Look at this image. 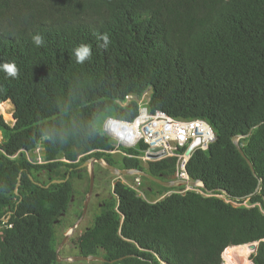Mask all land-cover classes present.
<instances>
[{
    "label": "trees",
    "instance_id": "1",
    "mask_svg": "<svg viewBox=\"0 0 264 264\" xmlns=\"http://www.w3.org/2000/svg\"><path fill=\"white\" fill-rule=\"evenodd\" d=\"M36 34L42 46L34 45ZM104 34L107 48L98 46ZM80 44L92 50L82 64L72 55ZM3 63H15L18 75L0 72V113L13 104L16 120L13 127L0 121V264H59L57 228L83 178L77 168L92 157L162 181L174 177L176 158L144 163L106 153L114 147L102 121L110 113L132 122L138 105L118 104L148 88L152 112L213 128L216 141L187 166L204 195L141 177L172 192L152 202L116 178L108 206L72 240V257L224 264L228 248L260 243L240 256L264 264V0H0ZM238 136L246 137L244 156ZM37 147L44 164L27 161L25 152ZM87 182L90 188V174ZM76 214L73 225L83 211Z\"/></svg>",
    "mask_w": 264,
    "mask_h": 264
},
{
    "label": "rangeland",
    "instance_id": "2",
    "mask_svg": "<svg viewBox=\"0 0 264 264\" xmlns=\"http://www.w3.org/2000/svg\"><path fill=\"white\" fill-rule=\"evenodd\" d=\"M13 105V104H12ZM9 106L8 109H6V113L4 114H1L0 113V121L3 120L7 125L13 127L16 123L15 121V118H14V106ZM1 107V105H0ZM10 117V118H7V117ZM108 116H111V114L109 113ZM104 121L105 119L102 121L101 125L99 126V129H100V132H104ZM3 133L1 132L0 130V143L2 142L3 140ZM42 148L41 147H37L36 149H34L33 151L31 152H27L26 153V157L28 160H30V162L32 161V159L34 160V164H42L44 163L43 159H42ZM83 165V164H81ZM105 171V170H104ZM87 174H90V170L88 169V172L84 170V174H83V178L81 180V182H79L77 184V195H76V198H77V201H78V206L81 207V205L84 203L85 199L87 198L88 194H89V184L87 182ZM96 174V173H95ZM99 175L97 174V178L95 179V186H94V191H93V196L90 200V204H89V209H88V214L84 220V223L81 225V228L76 232L75 236L76 237H79L81 235V233H84L86 231V229H90L92 226H93V223H94V218H96L97 216L100 215V213L103 211V209H100L99 207V203H102L103 201H105L107 199L108 196L111 195H114V191H111L112 190V187H114V182L116 181V178L114 175L111 174V176L109 175ZM175 176V175H174ZM40 177V176H39ZM135 176H132V177H123L122 181L123 182H127L129 183L130 185H135V189L136 191L138 192V195L142 197V194H144L146 200H149V201H152L154 202L155 200H157L159 197L162 196V194L164 195L163 197H161V199H159L158 201L166 198L167 196H170L172 194V192L170 193H166L165 191H162L159 187L157 186H154L152 183L149 184H146V182H143L141 181L142 185L140 188H138L139 184L137 182V179H140L139 177L137 178H134V179H127V178H133ZM44 178L45 176L42 175L40 177L41 180L44 181ZM178 180L176 178V176L174 178H172V182L174 180ZM134 180V181H133ZM141 180V179H140ZM182 185V184H181ZM181 185H178L176 187H182ZM151 188V191L148 192L147 190H149ZM175 188V187H174ZM143 190V191H142ZM187 190V189H186ZM147 191V192H146ZM198 192H201L200 190H197ZM144 192V193H143ZM201 194H203L201 192ZM225 199V197H223ZM86 205V203L84 204V206ZM247 206V205H246ZM264 212V211H263ZM69 225L72 226L71 224V220L69 219ZM2 228V226H0V229ZM60 229H61V226H58L57 228V232H58V238L59 239H62V236L60 235ZM246 247H248V245H244V246H239V247H231L229 249H234L235 250V253H234V256L235 258L237 257V251L238 250H245ZM227 249L225 251V253L223 254V261H224V264H227V262L225 261V255H226V252L229 250ZM250 250V249H248ZM247 251V250H246ZM234 252V251H233ZM73 255L72 254H69V255H66V256H62L61 258H65L67 257V259H74V258H78L77 255H74L73 257H71ZM252 257V255H250V258ZM236 263L238 264H242L244 262L243 259H240V258H236Z\"/></svg>",
    "mask_w": 264,
    "mask_h": 264
},
{
    "label": "built area",
    "instance_id": "3",
    "mask_svg": "<svg viewBox=\"0 0 264 264\" xmlns=\"http://www.w3.org/2000/svg\"><path fill=\"white\" fill-rule=\"evenodd\" d=\"M141 123L139 125L138 133H139V138L137 139L136 143L133 144L132 146H135L136 144H139L142 141H145L147 144L150 145L151 148H153V143H157V145L161 147H168L167 144L172 143L173 145H177L174 150L175 151H183L186 149V146L188 145L189 147L192 145H197L200 146L203 150H205L209 142L208 140L213 136L214 131L209 128L210 131L208 132H202L203 126H208L209 124L206 121L203 120H194L193 123H188L189 120H181V121H176L174 119H171L169 117H165L163 114H156L155 115V120L152 121L151 115H146L145 110L142 111V116H141ZM197 121V122H196ZM157 124H161L158 129L155 128ZM176 124H179V128L174 130V127ZM187 124H197L200 125L199 128H187ZM182 127V129H180ZM115 130L118 131V128L115 127ZM161 131V132H160ZM133 130L129 129L128 134H132ZM158 134V135H157ZM119 136L122 137L123 140H128L129 135H121L118 133ZM157 135V136H156ZM209 137L207 142L204 143V139ZM198 143V144H196ZM111 154H120V151H112L110 152ZM163 156L165 154L163 153ZM185 156L187 155H177L178 159V169L176 173V178L178 181H190V177L187 171V165L189 164L190 157L189 159H186ZM130 157V156H128ZM143 161H150L149 157H144L142 158ZM187 172V173H186ZM137 182L140 186L141 180L137 179ZM125 184H128L124 182ZM187 189V190H186ZM189 191H197L195 187L191 185H185V190L181 192L182 194L189 192ZM142 197H145L144 194H142ZM145 199V198H144Z\"/></svg>",
    "mask_w": 264,
    "mask_h": 264
},
{
    "label": "clouds",
    "instance_id": "4",
    "mask_svg": "<svg viewBox=\"0 0 264 264\" xmlns=\"http://www.w3.org/2000/svg\"><path fill=\"white\" fill-rule=\"evenodd\" d=\"M99 39L103 41V45H98V46L107 48V46L109 44L108 36L106 34L100 35ZM32 41H33L34 45H36V46H42L44 44V38L40 34L34 35L32 37ZM72 55L74 56L76 63L82 64V63H84V61L88 60L91 57V55H92L91 46L87 45V44H80V45H78L77 47H75L72 50ZM0 72L5 73L6 77L15 78L18 75V68L15 65V63H3V64H0ZM150 89H152V88H148L141 95H133V94H131V95H133V97L131 99H127L126 102H125V104H129V103L133 102V103H135L136 105L139 106L138 107L139 113H138V116L136 118L138 120H140V123H141V120H142L141 119L142 111L146 110L145 108H146V106L148 104L147 101H146V98L144 96H145V94L147 95V91L149 93ZM135 98L138 99L139 102H137ZM118 105L120 107L124 108L122 104H118ZM158 113L163 114V115H165V117H169V118L174 119L176 121H181L182 120V119L173 118V117H171L170 115L166 114L163 111H158ZM105 119L108 122V129H107V133L106 134L104 133V135L109 137L112 140L113 147H114L111 151L106 152L107 154L112 155V156H116V157L117 156H122V151L124 150L125 151V154H124L125 158H130V159L137 158V159L141 160L144 163L150 162V161H143L142 160V158H144V157H147V156L149 157L150 150H153V148H151L149 144H147L145 141H142L139 144H136L135 146H132V143L128 144L125 140L122 139L121 136L118 135V133H116L118 131L115 130L116 125L119 124L118 122L122 121V120H117L115 118H112V116H107ZM135 123L136 122H133L132 124H135ZM126 124L132 125L130 123H126ZM160 125L161 124H157L156 126L160 127ZM156 126H155V128H156ZM142 146L145 147V150L142 149ZM125 149L140 151V152H142V155L141 156H137L135 154H131V153L127 152ZM116 150L120 151V154H111L110 153V152L116 151ZM25 153H27V152H25ZM90 154H92V152ZM128 156H130V157H128ZM82 157H84V156H82ZM82 157H80V159ZM80 159H79V161H80ZM79 161H77L76 163H79ZM32 162H33V159H32ZM82 166H80V167H82ZM138 177L141 178L140 176H138ZM190 181H192V180L190 179ZM202 185H203V183L202 184L199 183V184H197V186H193V187H195L196 190H200V189L204 188V187H202ZM196 192H198V191H196ZM201 192H198V193H201Z\"/></svg>",
    "mask_w": 264,
    "mask_h": 264
},
{
    "label": "water",
    "instance_id": "5",
    "mask_svg": "<svg viewBox=\"0 0 264 264\" xmlns=\"http://www.w3.org/2000/svg\"><path fill=\"white\" fill-rule=\"evenodd\" d=\"M246 137H241V136H238L234 139V144L236 145L237 149L239 150V152L244 156L243 154V150H242V146L240 145V141L242 139H245ZM197 145H192L190 146L189 150L187 151V155L190 156L193 149L196 147ZM154 152H157V150H150V155H149V159L151 158V155L152 153ZM151 160V159H150ZM250 164V162H248ZM99 165L101 166L104 170H107V171H110L112 173V175L116 176V177H122V176H125V177H132L134 175H137V176H140V177H144V178H147L148 180L150 181H153L155 183H158L160 184L161 186L163 187H166V188H174L178 185H191V186H197V184H202L201 181H197V182H194V181H178V180H174L173 182H162L161 180L155 178V177H152L151 175L147 174L146 172L144 171H140V170H120L118 168H115V167H112L110 166L105 160L103 159H98V158H95V157H92V159L88 160L82 167L81 169H85V168H88L90 170V179H91V182H90V188H89V194L87 196V201L85 202L86 205L84 206V211H83V216L80 220V222L78 223V225L80 223H82L84 221V219L86 218L87 214H88V209H89V204H90V200L93 196V191H94V186H95V179H96V175H95V165ZM20 177L21 175L19 176L18 178V184H17V188L19 187L20 185ZM175 177V176H174ZM173 177V178H174ZM67 181H54V183H57V184H62V183H66ZM202 187H204V185H202ZM259 191V190H258ZM222 193L227 196L228 193L226 191H222ZM76 230V227L70 232V234H73ZM69 239V236L65 239V241L63 242V244L59 247V249L57 250V258H58V263L59 264H84V263H87V264H96V263H106V261L102 258H94V257H89V258H72V259H68V260H65L63 258L60 257V253L62 251V249L64 248L65 244L67 243ZM259 244L260 243H253V244H249V248L250 250L252 251V255L255 254L257 251H258V247H259Z\"/></svg>",
    "mask_w": 264,
    "mask_h": 264
},
{
    "label": "bare ground",
    "instance_id": "6",
    "mask_svg": "<svg viewBox=\"0 0 264 264\" xmlns=\"http://www.w3.org/2000/svg\"><path fill=\"white\" fill-rule=\"evenodd\" d=\"M133 97V95H129L126 99H125V101H123V102H119V104H122L123 105V107L126 105L125 104V102H126V100L127 99H131ZM145 98H146V101H147V106H146V110H145V112H146V115H151V119H152V121H154L155 120V115L158 113V111H156V112H152L151 110H150V108H149V104H150V101H151V89H150V91H149V93H148V91H147V95L145 94V96H144ZM136 99V98H135ZM136 101L137 102H139L138 101V99H136ZM139 107V106H138ZM1 109V108H0ZM130 121H119L118 123L119 124H117L116 125V127L118 128V132H116V133H120L121 135H129V139L128 140H126V142L128 143V144H130V143H133V144H135L136 143V141H137V139L140 137L139 136V133H138V129H139V124H140V120H138L137 118H135L132 122H130V124H132L133 122H136L135 124H132V125H128V124H126V123H129ZM194 122V120H189V122L188 123H193ZM197 122V121H196ZM201 125V124H200ZM200 125H198L197 126V124H187L186 126H187V128H190V129H193V128H199L200 127ZM180 126H179V124H176L175 125V127H174V130H176V129H178ZM209 128L210 129H212L213 130V128L211 127V125L209 124L208 126H203V128H202V132H208V131H210L209 130ZM107 129H108V122H107V120H105L104 121V132L102 133V134H106L107 133ZM129 129H132L133 130V133L132 134H128V132H129ZM156 129H158V127L156 126ZM180 129H182V127L180 128ZM159 130V129H158ZM161 132V131H160ZM158 135V134H157ZM156 135V136H157ZM209 139V137H207V138H205L204 139V143L205 142H207V140ZM216 139H217V137H216V134H213V136L208 140V142H209V145H208V147L211 145V144H213L215 141H216ZM196 144H198V143H196ZM199 145V144H198ZM167 146L168 147H161V146H159V145H157V143L155 142V143H153V151L154 150H157V152H154V153H152V155H151V160L150 161H152L154 158H156L155 160H153V162L154 161H160V160H163V159H169V158H176L177 159V155H187V151L189 150V146L187 145L186 146V149L187 150H185L184 152H182L181 150H179V151H175L174 150V148L177 146V145H173L172 143H169V144H167ZM207 147V148H208ZM206 148V149H207ZM198 149H202V148H200V146H196L194 149H193V151H192V153H191V155L190 156H185V158L186 159H189L188 157H192V155L195 153V151L196 150H198ZM29 153V152H28ZM163 153L165 154V156H163ZM124 154H125V151L123 150L122 151V156L124 157ZM15 158V157H14ZM191 160V159H190ZM64 162H65V160H63ZM190 162V161H189ZM32 163V162H31ZM32 164H34V163H32ZM97 165V164H96ZM111 166V165H110ZM188 166V165H187ZM112 167H114V166H112ZM116 168V167H115ZM177 173V172H176ZM187 173V172H186ZM134 176H136V177H138L137 175H134ZM152 176V175H151ZM175 176H176V174H175ZM123 177H125V176H122V177H117V178H119V179H121V178H123ZM153 177V176H152ZM177 177V176H176ZM156 178V177H155ZM141 179V178H140ZM158 179V178H157ZM159 180H161V179H159ZM162 181V180H161ZM163 182V181H162ZM170 182V181H169ZM172 182V181H171ZM114 184V183H113ZM129 184V183H128ZM130 185V184H129ZM115 195V194H114ZM163 200V199H162ZM229 249V248H228ZM248 249H250L249 248V246L248 247H246V249L245 250H238L237 251V257L236 258H240V259H242L241 258V256H240V253H242V252H244V251H248ZM234 253H235V250H234V252H233V250H229V251H227L226 252V255H225V261L227 262V264H238V263H236V258H235V256H234ZM242 264H244V262L242 263Z\"/></svg>",
    "mask_w": 264,
    "mask_h": 264
},
{
    "label": "flooded vegetation",
    "instance_id": "7",
    "mask_svg": "<svg viewBox=\"0 0 264 264\" xmlns=\"http://www.w3.org/2000/svg\"><path fill=\"white\" fill-rule=\"evenodd\" d=\"M80 164V163H79ZM80 166H81V164H80ZM119 166H116V168H118ZM77 169H79V170H82V171H87L88 172V168H85V169H81V167H79V168H77ZM118 169H120V170H122L120 167L118 168ZM104 170V169H103ZM103 170H100L99 168H98V165H95V173H97V174H99V175H108L106 172H104ZM109 173H110V171H109ZM110 174H112V173H110ZM103 176V177H104ZM109 176V175H108ZM111 176V175H110ZM69 179V178H68ZM68 179L67 180H64V181H68ZM38 180L41 182V183H43V180H41L40 179V177L38 176ZM171 182L172 181V179L171 180H167L166 178H165V180L163 181V182ZM38 185H40V184H38ZM42 185V184H41ZM50 185L51 184H49V185H47L46 186V188H49L50 187ZM77 193L78 192H76V194L74 195V197H73V199H72V202H71V205H70V213H69V215L67 214V215H64V218H65V221L62 223V224H58V222H57V225H59V226H61V229H60V235L64 238V240H62L61 242H59V244H58V246H57V250L59 249V247L63 244V242L65 241V239L69 236V239H68V241H67V243L65 244V246H64V248L62 249V251H61V253H60V256H61V254H64L65 256L66 255H69V254H72V253H74L73 252V249L70 247V245H71V243H72V240L74 239V237H76L75 236V234H76V232L81 228V225L84 223V221L82 222V223H80L79 225H78V223L80 222V220L81 219H78L76 222H75V224L73 225L72 224V226L71 225H69V219L71 220V223H72V218L74 217V218H77V212L78 211H80V210H82V211H84V204H85V202L87 201V198L85 199V201H84V203L81 205V209L79 208L80 206H78V201H77V198H76V195H77ZM113 196V195H112ZM112 197H111V195L110 196H108L107 197V199L105 200V201H103L102 203H99V207H100V209H105L107 206H108V199H111ZM83 216V215H82ZM85 220V219H84ZM4 223V222H3ZM76 227V230H75V232L73 233V234H70V232L74 229ZM88 229H86V231H87ZM81 235H83V233H81ZM72 257V256H71ZM63 259H65V258H63ZM65 260H68L67 259V257H66V259Z\"/></svg>",
    "mask_w": 264,
    "mask_h": 264
},
{
    "label": "crops",
    "instance_id": "8",
    "mask_svg": "<svg viewBox=\"0 0 264 264\" xmlns=\"http://www.w3.org/2000/svg\"><path fill=\"white\" fill-rule=\"evenodd\" d=\"M156 158H154L153 160H155ZM152 160V161H153ZM27 161H29L30 162V160H27ZM45 163V162H44ZM44 163H42V164H44ZM109 172V171H108ZM111 173V172H110ZM136 177V176H135ZM115 178H117L116 176H115ZM31 179V178H30ZM131 188H133V189H135V185H129ZM136 190V189H135ZM111 191H114V189H112Z\"/></svg>",
    "mask_w": 264,
    "mask_h": 264
}]
</instances>
